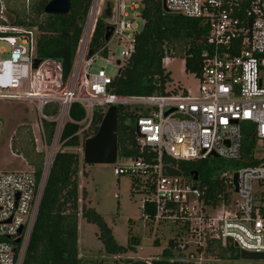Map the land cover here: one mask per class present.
Wrapping results in <instances>:
<instances>
[{"label":"built area","instance_id":"built-area-1","mask_svg":"<svg viewBox=\"0 0 264 264\" xmlns=\"http://www.w3.org/2000/svg\"><path fill=\"white\" fill-rule=\"evenodd\" d=\"M107 1L90 0L70 70L64 75L60 59L37 54V25L9 20L5 0H0V100L37 110L38 134L33 138L36 149L44 152L39 177L34 167L0 168V264L23 262L48 170L56 152L64 149L65 122L79 124L76 147H83L84 139L96 132L95 108L102 106L104 114L111 103L134 109L139 150L137 155H117L113 172L130 175L132 183L144 189L140 203L145 218L155 224H175L170 235L175 242L166 241L165 246L174 252L170 258L191 264H264V256L236 262L235 252L228 248L232 244L238 252H264V0H166L170 10L203 17L208 23V32L201 38L200 67L192 71L198 79L196 88L131 95L112 92L109 86L135 50L143 3L109 0L111 33L105 39V28L93 45ZM118 45L122 48L114 56ZM171 51L164 48V66L174 57ZM35 57H40L37 66ZM98 59L116 67V72L108 73L104 65L92 69ZM74 102L84 108L79 120L70 116ZM48 106L54 110L47 111ZM44 119L54 121L50 141L45 137ZM246 122L252 123L256 139L253 156L262 159L234 171L222 170L218 199H206L203 189L181 170L180 174L164 173L166 164L177 167L165 162L164 156L200 159L215 152L222 158L241 159ZM147 202L154 206L152 215L146 211Z\"/></svg>","mask_w":264,"mask_h":264},{"label":"trees","instance_id":"trees-1","mask_svg":"<svg viewBox=\"0 0 264 264\" xmlns=\"http://www.w3.org/2000/svg\"><path fill=\"white\" fill-rule=\"evenodd\" d=\"M48 0H30L26 7L25 0H5L7 8L14 12V22L37 25L40 30L37 42V54L53 56L61 60L64 75L70 70L74 51L80 35L82 23L90 0H70L67 13H47L44 5ZM141 15L143 25L136 35L135 50L124 66L120 68L110 83L109 90L117 94H144L165 92L169 72L162 64L164 48L172 50V55H181L184 69L195 71L200 67L201 38L208 32V23L203 17L187 16L180 12L162 8V0H142ZM111 3H105L104 14L98 19L92 43L95 45L104 34ZM118 155L129 156L139 154L135 142L134 125L136 120L134 109L118 103ZM46 110L52 112L51 106ZM84 115V108L78 102L70 107V116L79 120ZM103 116V107L97 106L94 112L95 130ZM12 137L11 146L20 153L26 162L34 167L39 177L44 165V152L37 150L29 125L20 124ZM79 124L67 120L63 126L61 139L63 145L80 144L75 133ZM43 128L47 141H50L54 121L43 120ZM256 139L251 126L242 129V157L235 161L237 167L249 163H257L262 158L254 157ZM79 154L74 150H58L47 173L44 190L37 217L29 239L22 264H79L77 236L78 214L87 221L95 223L99 230V239L104 251L120 254L127 246L114 237L111 226L103 215L93 206H79V179L77 174ZM222 157L209 155L200 159H172L164 156L165 162L175 164L182 173L189 175L203 189L206 199H218L223 184L219 174L224 167ZM192 170H197V178ZM146 211L151 215L154 206L146 203ZM173 232L175 227L170 226ZM178 234V232H177ZM172 245L175 237H168ZM230 251L238 255V249L229 245ZM226 250L225 248L223 249ZM174 254L171 248L164 247L161 256L150 261L139 260L141 264H191L171 259ZM224 255V252L221 253ZM99 264H117L99 262Z\"/></svg>","mask_w":264,"mask_h":264},{"label":"rangeland","instance_id":"rangeland-1","mask_svg":"<svg viewBox=\"0 0 264 264\" xmlns=\"http://www.w3.org/2000/svg\"><path fill=\"white\" fill-rule=\"evenodd\" d=\"M30 0H25L26 7ZM6 16L9 20L15 17L14 12L7 8ZM138 28L143 25L142 17L137 18ZM122 46H116L114 56H117ZM104 65L107 72L114 74L116 67L106 64L98 59L93 68ZM165 69L169 72L170 79L166 82V89L180 86L196 88L197 77L184 69V58L181 55L170 57L165 63ZM128 106V105H126ZM38 112L28 104L0 100V168L13 170L24 167H33L27 163L23 155L13 150L11 141L15 131L21 123L29 125L32 134H38L36 125ZM135 122L132 124L134 125ZM252 126V123H243ZM77 146V145H76ZM62 145L64 149L77 151L79 154L78 179H79V206L88 205L95 207L111 226L114 237L127 250L120 254H112L104 251L103 243L99 239V230L95 223L87 221L80 213L78 214L77 247L79 264H99L109 262L117 264H141L139 260L150 261L161 256L162 249L166 246L167 238L172 236L171 227L174 223L155 224L152 219L142 215L141 199L145 196L144 189L140 191L138 185H134L132 177L128 174L116 175L113 172L115 163L83 161L82 145L76 147ZM13 151V152H12ZM224 167L234 171L237 166L234 159L222 158ZM135 187V188H134ZM117 193L118 196L114 194ZM236 262L255 261L252 257H242L240 252L236 255ZM148 264V263H145Z\"/></svg>","mask_w":264,"mask_h":264},{"label":"water","instance_id":"water-1","mask_svg":"<svg viewBox=\"0 0 264 264\" xmlns=\"http://www.w3.org/2000/svg\"><path fill=\"white\" fill-rule=\"evenodd\" d=\"M162 8L169 11L166 0H162ZM70 10V0H48L44 5V11L47 13H67ZM111 25H106L104 37L107 39L111 33ZM40 57H35L33 65L37 66ZM168 109L166 112H168ZM118 105L111 103L102 116L96 132L84 139L83 143V161L86 163L105 162L114 163L118 155ZM217 156L215 152L212 154ZM165 174H180V169L171 165H164ZM194 178H197V170L191 171ZM237 171L234 172V183L237 189ZM20 230V229H19ZM242 257H259L264 256V252H252L242 249Z\"/></svg>","mask_w":264,"mask_h":264},{"label":"crops","instance_id":"crops-1","mask_svg":"<svg viewBox=\"0 0 264 264\" xmlns=\"http://www.w3.org/2000/svg\"><path fill=\"white\" fill-rule=\"evenodd\" d=\"M13 152V151H12ZM23 157V156H22ZM25 160V159H24Z\"/></svg>","mask_w":264,"mask_h":264}]
</instances>
